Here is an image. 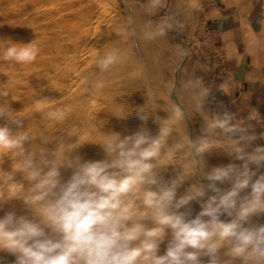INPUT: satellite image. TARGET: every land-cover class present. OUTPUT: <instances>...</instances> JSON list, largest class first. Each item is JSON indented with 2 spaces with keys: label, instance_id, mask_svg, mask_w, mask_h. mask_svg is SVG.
I'll use <instances>...</instances> for the list:
<instances>
[{
  "label": "clouds",
  "instance_id": "obj_1",
  "mask_svg": "<svg viewBox=\"0 0 264 264\" xmlns=\"http://www.w3.org/2000/svg\"><path fill=\"white\" fill-rule=\"evenodd\" d=\"M165 2L146 0L152 13ZM170 20L146 30L144 38H162ZM4 40L0 58L10 67L31 63L39 55L33 41ZM121 59L120 50L112 49L97 59L96 70L108 72ZM202 83L194 77L187 87L194 92L195 107L211 114L202 117V135L193 139L185 128L182 143H173L170 121L176 116L186 124L188 117L173 103L168 119L156 118V134L147 127L131 134L101 128L99 140L72 139L74 146L65 142L52 150L49 141L41 140L37 150L23 130L24 118L0 103V120L5 121L0 124V153L16 160L0 170V210L13 200L24 209L18 214L12 208L0 216V253L14 256V264H264V224L253 222L264 214V146H253L264 134L251 131V121L226 108L206 111L211 89ZM218 89L226 94L223 86ZM8 96L0 88V100ZM48 115L56 119L63 113L53 109ZM136 115L146 124L153 113L139 110ZM86 143L99 145L103 158L73 155ZM214 150L241 163L206 171L205 155ZM177 153L183 154V163H177ZM169 165L179 170L165 180L160 172ZM62 169L71 170L67 179ZM186 181L189 186L178 196ZM193 201L200 205L194 216Z\"/></svg>",
  "mask_w": 264,
  "mask_h": 264
},
{
  "label": "rangeland",
  "instance_id": "obj_2",
  "mask_svg": "<svg viewBox=\"0 0 264 264\" xmlns=\"http://www.w3.org/2000/svg\"><path fill=\"white\" fill-rule=\"evenodd\" d=\"M89 7H94L92 13L87 11ZM199 13L196 0H166L165 6L157 13L149 11L146 0H0V46L5 43L4 39H11L17 43L33 41L40 49L36 60L28 64L10 67L0 58V88L9 91V96L0 103L9 104L15 111L14 116L24 118L23 130L31 135V146L37 150L41 140L50 142V150L65 142L74 146L72 139L76 143L99 140L102 138L101 128L131 134L147 127L156 134L159 128L156 118L168 119L167 111L173 103L179 105L188 117L185 124L179 117L172 116L173 142L185 141L186 131L194 139L202 135L203 118L207 119L211 114L195 107L196 97L187 87L194 77L203 79L201 87L211 89L204 106L206 111L226 108V104L218 100L217 86L221 78L212 83L207 81L221 68L212 61V53H206L208 41ZM169 17L172 26L162 38L156 41L144 38L146 30L158 27ZM85 28L92 35L84 48H75L73 42ZM112 49L120 50L121 61L108 72H98L97 59ZM92 104H96L95 107ZM53 109L61 110L63 115L50 118L48 113ZM139 110L153 113L146 124L138 119L136 111ZM3 123L5 121L0 120V124ZM98 146L86 143L73 155L86 160L102 159L104 154ZM253 146H264V139L256 140ZM0 156H3L0 170L16 164L14 157L3 153ZM177 157V163H183V154L177 153ZM230 162L241 163L233 161L223 151L214 150L205 155V170ZM178 170L179 166L169 165L166 170H161L160 175L168 180ZM61 171L64 179L71 174L70 169ZM260 172H264V168ZM17 179L21 180L19 173ZM189 183L186 181L178 189V196L184 193ZM19 194L23 195V192L19 191ZM191 207L193 216L200 211V205L195 201ZM12 208L18 214L24 211L22 202L13 200L4 205L0 216ZM253 222L264 224V214L254 216ZM164 249L162 244L161 254ZM0 260L3 264H14L15 257L0 253Z\"/></svg>",
  "mask_w": 264,
  "mask_h": 264
},
{
  "label": "crops",
  "instance_id": "obj_3",
  "mask_svg": "<svg viewBox=\"0 0 264 264\" xmlns=\"http://www.w3.org/2000/svg\"><path fill=\"white\" fill-rule=\"evenodd\" d=\"M206 40L225 52L218 100L264 133V0H196ZM217 86V87H218Z\"/></svg>",
  "mask_w": 264,
  "mask_h": 264
},
{
  "label": "bare ground",
  "instance_id": "obj_4",
  "mask_svg": "<svg viewBox=\"0 0 264 264\" xmlns=\"http://www.w3.org/2000/svg\"><path fill=\"white\" fill-rule=\"evenodd\" d=\"M108 3H109V1H108ZM25 4V3H24ZM23 4V5H24ZM44 4V3H43ZM102 4V3H101ZM96 5V4H95ZM99 5V4H98ZM128 5V4H127ZM77 6V5H76ZM76 6H74V7H76ZM104 6V5H103ZM102 6V7H103ZM37 6H35V8H36ZM129 7V6H128ZM31 8V7H30ZM93 8L94 7H89L88 9H87V11L89 12V13H92L93 12ZM104 8V7H103ZM122 8H124V6L122 7ZM130 8V7H129ZM32 10H33V8H31ZM117 9V8H116ZM78 10V9H77ZM95 10V9H94ZM28 11V10H27ZM67 11V10H66ZM130 11V10H129ZM95 12H96V10H95ZM97 13H99V12H97ZM130 15V14H129ZM54 16V15H53ZM20 17H21V15H20ZM19 17V18H20ZM96 17H97V14H96ZM123 18V17H122ZM24 19V18H23ZM98 19H99V17H98ZM97 19V20H98ZM132 19V18H131ZM25 20V19H24ZM73 20V19H72ZM91 20H93V19H91ZM90 20V21H91ZM96 20V21H97ZM123 20V19H122ZM29 22V21H28ZM81 22V21H80ZM79 22V25L83 22H81L80 23ZM58 23H59V21H58ZM62 23V22H61ZM85 24V23H84ZM132 24H133V22H132ZM59 25H61V24H59ZM58 25V26H59ZM86 25V24H85ZM94 25H95V23H94ZM93 25V26H94ZM31 26V25H30ZM81 26V25H80ZM59 27H61V26H59ZM88 28V27H87ZM34 29V28H33ZM54 29V28H53ZM73 29V28H72ZM133 29H134V27H133ZM80 30V29H79ZM26 32V31H25ZM109 32V31H108ZM93 33V32H92ZM110 33V32H109ZM8 35H9V33H8ZM92 34H89L88 33V30L85 28V29H83L82 30V32H80V34H79V36H78V38H77V40H75L74 42H73V46L75 47V48H84L86 45H87V43H88V41H89V39H90V36H91ZM20 36V35H19ZM56 37V36H55ZM103 37V36H102ZM126 37V36H125ZM4 38V37H3ZM8 38V37H7ZM94 38V37H93ZM123 38H124V36H123ZM122 38V39H123ZM2 39V38H1ZM97 39V38H96ZM93 41V40H92ZM91 41V42H92ZM99 41V40H98ZM96 42H97V40H96ZM100 42V41H99ZM98 42V43H99ZM122 42H123V40H122ZM123 44H124V42H123ZM89 46V45H88ZM93 47V46H92ZM126 47V46H125ZM103 48V47H102ZM87 49V48H86ZM92 49V48H91ZM90 50V49H89ZM84 53V52H83ZM123 54V53H122ZM86 55V54H85ZM84 57V56H83ZM92 58V57H91ZM90 58V59H91ZM92 60H93V58H92ZM83 61V60H82ZM67 62V61H66ZM83 64H85L86 65V63H83ZM84 67V66H83ZM22 68H24V67H22ZM85 68V67H84ZM91 69V68H90ZM95 69V68H94ZM112 69V68H111ZM117 69V68H116ZM3 70H4V68H3ZM21 70V69H20ZM120 70V69H119ZM23 71H24V69H23ZM46 71V70H45ZM113 71V70H112ZM116 71V70H115ZM118 71V70H117ZM16 72V71H15ZM77 72V71H76ZM111 72V71H110ZM86 73V72H85ZM84 73V74H85ZM115 74H116V72H114ZM113 73V74H114ZM79 74H81V73H79ZM84 74L82 75L83 77H84ZM109 74V73H108ZM74 75V74H73ZM81 76V75H80ZM81 76V78L83 79V77ZM86 76V75H85ZM77 77V76H76ZM14 79H16V77L14 78ZM36 79V78H35ZM91 79V78H90ZM103 79H104V77H103ZM28 80H29V78H28ZM69 80H70V78H69ZM77 81V80H76ZM80 81V80H79ZM73 82V81H72ZM69 83V82H68ZM74 83V82H73ZM77 84V83H76ZM76 86V85H75ZM19 87V86H18ZM28 88V87H27ZM16 89H18V88H16ZM70 91V90H69ZM13 93V92H12ZM18 93V92H17ZM15 94V93H14ZM60 94V93H59ZM19 95V94H18ZM13 96V95H12ZM15 97V96H14ZM55 99V98H54ZM93 100V99H92ZM13 101V100H12ZM75 101V100H74ZM89 102V101H88ZM6 103V102H5ZM12 103V102H11ZM91 103V102H90ZM15 104H16V102H15ZM73 104V103H72ZM80 103H78V105H79ZM87 104V103H86ZM12 105V104H11ZM69 105V104H68ZM94 104H92V106H93ZM96 105V104H95ZM95 105H94V107H95ZM72 106V105H71ZM12 107H13V105H12ZM64 109V108H63ZM72 109V108H71ZM66 110V109H65ZM61 111V110H60ZM81 112V111H80ZM89 112H91V111H89ZM80 114V113H79ZM91 122V121H90ZM94 123V122H93ZM82 125V124H81ZM88 125V124H87ZM86 127V126H85ZM86 129V128H85ZM175 129H176V127H175ZM123 130V129H122ZM181 131V130H180ZM99 133V132H98ZM186 134V133H185ZM90 137V136H89ZM182 137V136H181ZM179 139V138H178ZM177 142H179V141H177ZM174 143V142H173ZM181 143H182V141H181ZM99 147V146H98Z\"/></svg>",
  "mask_w": 264,
  "mask_h": 264
},
{
  "label": "built area",
  "instance_id": "obj_5",
  "mask_svg": "<svg viewBox=\"0 0 264 264\" xmlns=\"http://www.w3.org/2000/svg\"><path fill=\"white\" fill-rule=\"evenodd\" d=\"M188 43H190V41H188ZM205 50L207 54L212 53V61L217 62L218 66L221 68L217 75L215 73L212 74V76H210L207 81L212 83L215 81V79L221 78L222 80V77L227 74L225 52L221 49L215 48L209 42L207 43Z\"/></svg>",
  "mask_w": 264,
  "mask_h": 264
}]
</instances>
